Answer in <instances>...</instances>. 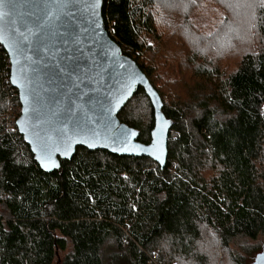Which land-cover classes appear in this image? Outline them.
Instances as JSON below:
<instances>
[{
    "label": "trees",
    "instance_id": "obj_1",
    "mask_svg": "<svg viewBox=\"0 0 264 264\" xmlns=\"http://www.w3.org/2000/svg\"><path fill=\"white\" fill-rule=\"evenodd\" d=\"M218 2L208 18L216 24L212 53L200 52L196 41L205 36L193 30L191 77L175 94L166 81L180 80L166 69L180 43L162 38L156 22L169 2L103 0L107 34L145 75L171 123L163 168L79 147L58 171L43 172L15 127L11 107L20 104L0 46V264H249L245 254L256 249L249 244L264 252V0ZM197 3L178 7L190 12ZM229 3L246 6L247 17L223 12ZM118 120L150 142L154 111L142 88Z\"/></svg>",
    "mask_w": 264,
    "mask_h": 264
},
{
    "label": "water",
    "instance_id": "obj_2",
    "mask_svg": "<svg viewBox=\"0 0 264 264\" xmlns=\"http://www.w3.org/2000/svg\"><path fill=\"white\" fill-rule=\"evenodd\" d=\"M102 5L103 0L0 2V14L7 13L0 15V46L8 56L9 82L20 104L15 127L45 173L58 171L60 161L71 160L79 147L120 157H146L161 168L165 165L171 123L145 75L107 34ZM138 88L154 111L148 144L138 142V131L118 120ZM109 107L111 113L106 111ZM109 119L117 129L128 131L123 145L114 142L113 131L106 129ZM59 129L67 131V142L57 143ZM45 146L58 166L41 161ZM252 264H264V252L257 253Z\"/></svg>",
    "mask_w": 264,
    "mask_h": 264
},
{
    "label": "rangeland",
    "instance_id": "obj_3",
    "mask_svg": "<svg viewBox=\"0 0 264 264\" xmlns=\"http://www.w3.org/2000/svg\"><path fill=\"white\" fill-rule=\"evenodd\" d=\"M169 2V6L168 5H162L163 7H161L160 9V14L156 17V22H157V26H158V33L160 34V36L162 38L164 37H168V39L171 40H177L179 41L180 45H179V51H178V56H177V60L174 57V60L176 61V63H174V65H172L171 69H166L167 72H170V75L175 79V80H180V83H173L172 81H166L167 84H170L169 86H177L176 89H172V91H177L175 94H181L183 88H181V86H183L184 84L183 81H185L188 78L191 77V74L188 73L189 67L187 66V62H189V59H187V57L189 56L190 53H195L197 52V48H200V52L207 54V55H211L212 53V39L211 37L213 36L216 24H211L209 23V16L212 15L216 10H220L221 8V4L218 2V0L216 2H208V0H198V3L196 5V7L191 10L190 12H186L185 9L179 8L178 4L180 2H182V0H162V2ZM239 4L233 3L230 5V3L225 7L224 11L227 15H233V16H241V17H247L248 12L245 11L246 6H242V8H239ZM237 9V10H236ZM226 20L222 23V25H226ZM193 30H199L200 35L204 34L205 37L200 36L197 44L198 47L195 48L194 45V41H192L193 38ZM171 31H176L180 34V36H171L168 33ZM237 37L234 38L233 36V41L235 39V41L238 42V35L242 34V29L239 30L237 33ZM214 38V36H213ZM148 45H153V41L151 40H147ZM170 49L175 50L177 49V47H173V46H169ZM189 48H191V51L189 50ZM226 51L225 56L226 59H229V56L231 54V50L230 48L224 46L223 47ZM190 51V52H189ZM160 51L158 50L156 52V54H158ZM168 58H170V56H168ZM165 59V58H163ZM171 60V59H170ZM174 60H171L174 61ZM188 60V61H187ZM225 63V62H224ZM159 66H161V64H159ZM161 70L164 69H160L157 70V72H161ZM160 84V82L158 83ZM161 88H164L163 86H161ZM164 93V99L167 101V103L170 102L169 100V94H171V92H167L166 88L163 91ZM11 112L12 113H17L19 112V108H12L11 107ZM258 243L259 242H254L249 244L250 246H256L255 251L250 255V253L245 254V256H248L247 258V262L249 264L253 263V259L254 256L257 253H260L258 251ZM252 260V261H251Z\"/></svg>",
    "mask_w": 264,
    "mask_h": 264
},
{
    "label": "snow or ice",
    "instance_id": "obj_4",
    "mask_svg": "<svg viewBox=\"0 0 264 264\" xmlns=\"http://www.w3.org/2000/svg\"><path fill=\"white\" fill-rule=\"evenodd\" d=\"M0 2H2V0H0ZM92 7L95 8V4H93ZM261 7H264V4H262ZM0 15H7V13H2ZM48 15H51V13H48ZM14 82L15 81H13V83ZM117 103H119V101H117ZM121 107H123V106L121 105ZM106 111L111 113L113 111V108L109 107L108 109H106ZM84 126H86V125H84ZM81 127H82V125L79 122H77L76 123V128L80 129ZM105 127H106V129H111L113 131L114 142L116 140H119L122 145L127 142L128 137H129V133H128V131L126 129H117V126L112 122L111 119L106 121ZM58 133H59V137H58L57 143H59L60 141L67 142L70 139V137L68 136L67 131H65L64 129H59ZM95 135H98V134L94 133V136ZM131 135L135 136L136 133L132 132ZM48 139L51 140V137H48ZM88 146L92 147L93 145L91 143H89ZM113 150L114 151L115 150H123V148L121 147L120 149H113ZM51 154H52V150L49 149L47 146H45V148L43 149V155L40 157V159H41L42 162L43 161H49L50 163H52V167H56L58 165H56L55 163L51 162Z\"/></svg>",
    "mask_w": 264,
    "mask_h": 264
},
{
    "label": "built area",
    "instance_id": "obj_5",
    "mask_svg": "<svg viewBox=\"0 0 264 264\" xmlns=\"http://www.w3.org/2000/svg\"><path fill=\"white\" fill-rule=\"evenodd\" d=\"M19 112H20V109H19Z\"/></svg>",
    "mask_w": 264,
    "mask_h": 264
}]
</instances>
